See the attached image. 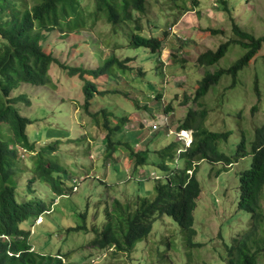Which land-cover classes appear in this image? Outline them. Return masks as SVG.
Instances as JSON below:
<instances>
[{"label": "rangeland", "instance_id": "374dc122", "mask_svg": "<svg viewBox=\"0 0 264 264\" xmlns=\"http://www.w3.org/2000/svg\"><path fill=\"white\" fill-rule=\"evenodd\" d=\"M226 1L225 11L218 0H198L188 13L181 14L170 10L168 0H150L140 25L144 35L163 39L158 58L150 50L129 45L132 26L120 27L119 35H115L114 27L105 19L79 33L47 35L44 48L62 66L96 69L113 51L120 61L129 58L132 62L128 64L130 70L116 68L110 78L103 76L98 80L101 89L109 93L94 98L91 114L83 109L85 82L69 75L62 66H52L51 85H22L12 94L27 95L30 106L20 103L18 108L32 122L27 130L29 139L37 144L38 152L44 149L45 161L55 165L51 176L63 182L64 195L59 197L40 178L31 184L30 171L38 157L27 153L21 160V166L28 170L19 179L18 193L28 200L43 202L51 210L37 220L30 217L23 225L31 230L30 244L38 254L62 256L67 264H226V247L237 235H244L253 227L250 214L238 207L240 177L251 167V156L231 166L207 160L197 162L201 195L194 211V246L185 241L180 227L166 215L159 217L151 235L138 243L130 255L90 246L95 237L92 228L102 229L105 207L112 199L141 196L152 200L157 182L153 178L163 177L155 165L161 161L154 151L149 154L147 165L137 169L123 143L114 146L110 150L114 151L113 156L108 157L111 153L106 151L104 115L93 118L92 114L106 109L112 114L110 127L113 131L118 127L111 140L127 142L140 152L173 141L183 143L184 150L192 132L188 131L185 142L183 138L176 140L172 130L177 131L190 110H206L204 126L214 132L230 133L229 141L221 143L218 152L233 157L241 132L251 150L256 130L264 125V43L251 64L239 72L235 86L232 77L225 75L207 96L200 101L194 99L198 83L206 74L204 68L195 66L198 57L209 50L216 51L230 40L233 22L257 38L264 37V0ZM207 29L223 33L212 35ZM181 40L186 41L182 44ZM245 53L242 47L231 45L226 56L208 71L227 69ZM159 96L162 98L156 100ZM169 105L173 113L166 114ZM256 105L258 111L252 114ZM260 208L264 214V192ZM85 225L87 231L74 230ZM262 235L264 222L258 232V236ZM258 264H264V253L259 255Z\"/></svg>", "mask_w": 264, "mask_h": 264}, {"label": "trees", "instance_id": "16d2710c", "mask_svg": "<svg viewBox=\"0 0 264 264\" xmlns=\"http://www.w3.org/2000/svg\"><path fill=\"white\" fill-rule=\"evenodd\" d=\"M89 1V0H88ZM0 0V264H67L62 256L38 254L30 244L31 230L23 228L30 217L36 220L42 214L51 211L47 206L35 200H28L24 194L18 193L19 179L26 173L28 167L21 166V160L27 153L38 157L31 168V184L39 178L46 184L54 195H64L60 179L51 175L55 167L44 159V149L37 150V144L31 142L28 126L31 120L23 116L18 108L20 103L30 106L27 95L13 97V92L22 85L48 86L52 84L51 69L53 65L61 67V62L44 48L43 43L51 32L64 34L79 33L89 29L101 19H105L114 27L115 35H119L120 27L132 26V36L129 45L135 49L150 50L158 58L161 55L163 39L149 37L142 32L141 16L147 14L150 0ZM170 10H178L186 14L198 4V0H168ZM190 2V4H189ZM223 10L227 1L218 0ZM177 19L174 23H176ZM212 35L223 33L214 29H207ZM233 37L222 43L216 51L209 50L197 59L198 68H204L206 74L198 83L195 101H200L208 95L209 90L217 85L221 78L229 75L233 79V86L237 84L239 72L248 67L254 57L261 50L264 37L257 38L243 31L238 24L232 23ZM168 34V33H166ZM186 41V40H183ZM182 40L180 41L184 44ZM231 45H238L246 53L227 69H219L214 73L208 71L224 58ZM114 54H109L102 66L96 69L83 67L62 66L71 76H78L85 82L84 111L90 113L91 103L96 97H105L109 92L102 90L98 80L110 74L113 69L130 70L128 64L132 59L120 61ZM141 75L144 72L140 71ZM95 81V82H94ZM255 88L260 102L258 83ZM162 98L156 97V100ZM172 105L165 109L166 114L173 113ZM258 111V106L252 108V114ZM91 114V113H90ZM104 115L108 134L105 135L106 151L122 144L129 150L130 160L135 168L148 163L149 154L154 151L160 158L155 164L163 173V177L156 179L155 198L141 196L112 199L105 207V222L101 230L92 228L95 233L90 246L98 250H113L115 254L130 255L136 245L147 239L154 223L162 216L171 217L180 227L181 233L190 246H194V211L196 201L201 195V186L196 173L198 161L207 160L211 164L223 163L226 166L248 156L252 157L251 167L242 172L240 177L239 209L250 214L253 222L252 229L244 235L233 238L231 246L226 247V264H258V257L264 253V235L258 232L264 222L261 211V196L264 192V125L256 130V136L248 150L247 140L241 132V140L236 145L233 157L218 152L221 143H227L229 132H214L204 126L203 120L207 111L190 110L186 119L178 127V131H192V143L183 148V143H172L139 152L127 142H113V131L109 125V114L106 109L91 117ZM167 117V116H166ZM121 121H123L121 119ZM124 122V121H123ZM168 131V123L166 124ZM161 130V129H159ZM106 132V131H105ZM169 136V133H168ZM138 148V147H137ZM155 177V176H154ZM85 216V215H84ZM85 230L87 226L74 229ZM6 238H1V236Z\"/></svg>", "mask_w": 264, "mask_h": 264}, {"label": "built area", "instance_id": "2783aa9c", "mask_svg": "<svg viewBox=\"0 0 264 264\" xmlns=\"http://www.w3.org/2000/svg\"><path fill=\"white\" fill-rule=\"evenodd\" d=\"M187 134H189L188 132H181L179 135H178V137L180 138V139H182L183 138V140L184 141H187V138H188V136H187ZM190 135V134H189ZM186 137V138H185ZM190 142H191V137H190V140H189V145H190ZM1 238L3 239V238H6V239H8L6 236H1Z\"/></svg>", "mask_w": 264, "mask_h": 264}, {"label": "clouds", "instance_id": "9594fccd", "mask_svg": "<svg viewBox=\"0 0 264 264\" xmlns=\"http://www.w3.org/2000/svg\"><path fill=\"white\" fill-rule=\"evenodd\" d=\"M173 132H175L176 133V140L177 139H180L179 137H178V135L181 133V132H188V131H186V130H182V131H175V130H172ZM172 131H171V133H172ZM170 132V131H169ZM192 132V131H191ZM189 133V132H188ZM190 137H191V139H192V133H190ZM193 141V140H192ZM186 142V141H185ZM192 143V142H191ZM190 143V144H191ZM185 145V144H184ZM186 147H187V145H185ZM190 146V145H189ZM75 188H77L76 186L73 188V189H75ZM73 189H72V191H73Z\"/></svg>", "mask_w": 264, "mask_h": 264}]
</instances>
